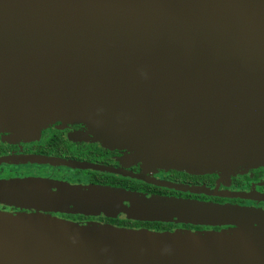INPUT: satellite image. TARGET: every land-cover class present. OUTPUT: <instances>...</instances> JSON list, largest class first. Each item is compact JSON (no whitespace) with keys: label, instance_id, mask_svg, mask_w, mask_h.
<instances>
[{"label":"water","instance_id":"1","mask_svg":"<svg viewBox=\"0 0 264 264\" xmlns=\"http://www.w3.org/2000/svg\"><path fill=\"white\" fill-rule=\"evenodd\" d=\"M58 122L124 151L125 169L25 159L264 200L148 176L231 179L264 167V0H0V134L27 143ZM0 202L37 211L0 212V264H264V211L254 208L99 185ZM41 211L233 228L157 231Z\"/></svg>","mask_w":264,"mask_h":264},{"label":"flooded vegetation","instance_id":"2","mask_svg":"<svg viewBox=\"0 0 264 264\" xmlns=\"http://www.w3.org/2000/svg\"><path fill=\"white\" fill-rule=\"evenodd\" d=\"M8 134H0V198H50L51 195H60L69 192L70 189L81 188L90 185L99 186H111L103 183H96L95 174H105L106 176H116L122 178H129L131 180L141 181L135 178L123 176L120 174L107 173L95 169H86L73 167L63 164L55 163H38L32 162L29 159H25L32 155H41L48 157L62 158L66 160H74L79 162H88L100 166L113 167L116 169H125L123 163H121L125 157L124 151L109 150L103 147L100 143L92 142L87 135V129L82 125L68 124L65 125L58 122L48 129L42 131L39 139L31 142L13 143L7 140ZM63 142L64 144H57ZM52 145L58 147V152L53 151L50 148ZM46 152H50L47 154ZM20 157L21 159H16ZM16 159V160H15ZM127 170L136 174H141L142 169L140 166H131ZM159 174H163L160 176ZM148 176L155 177L160 180L168 181V173L159 171L158 173H148ZM195 176V175H192ZM215 176L212 181H205L193 186L202 187L206 186L212 190L229 191V192H242V193H257L264 195V167L250 170L243 174H237L230 180V184L225 186L223 184L218 185V175H204ZM200 176V177H204ZM34 180H47L50 183L49 187L33 189L31 185H27V181ZM19 182V183H17ZM143 182V181H141ZM174 184H180L172 182ZM19 185V186H16ZM23 185V186H22ZM18 187V188H17ZM113 187V186H111ZM121 188V187H115ZM125 189V188H124ZM50 196V197H49ZM176 198H202L200 201L211 202L218 204H233L247 208H254L264 211V200L257 198H238L218 195H206V194H184L173 196ZM214 199H217L215 202ZM0 212L8 214L16 213H35V209H21L14 206V204H6L0 202ZM60 219L67 221H73L78 223L87 222H105L106 219H129L124 213H119L115 217H107L101 213L98 216L85 215V214H70V213H52L43 212ZM81 217V218H79ZM77 218V219H76ZM136 221V220H131ZM142 222V221H136ZM114 225V224H113ZM176 225V224H175ZM116 226V225H115ZM230 229L233 227H199L191 225H176L172 230L176 229H188L193 232L198 231H221L222 229ZM139 229V228H136Z\"/></svg>","mask_w":264,"mask_h":264},{"label":"trees","instance_id":"3","mask_svg":"<svg viewBox=\"0 0 264 264\" xmlns=\"http://www.w3.org/2000/svg\"><path fill=\"white\" fill-rule=\"evenodd\" d=\"M59 144H64L63 142H59ZM56 145H52L50 148L53 149L51 153L53 152L54 154L55 151L58 152V147ZM49 154L50 152H46ZM169 177L168 180L171 182H177L180 184L184 185H189L193 186L195 184H199L201 182L205 181H210L212 182L215 179V176H192L190 174H187L185 172H177V171H169L167 172ZM95 182L96 183H103V184H108L113 187H121L125 188L127 190L131 191H137V192H142L147 195H160V196H177V195H184V194H191V193H185L181 191H177L174 189H170L167 187H161L157 186L154 184H149L146 182H141V181H136V180H131L129 178H122V177H116L113 175L106 176L105 174H95ZM213 184V182L211 183ZM185 199H196V200H201L202 198H185ZM215 202L217 199H214ZM214 202V201H211ZM81 218V217H79ZM77 219V218H76ZM105 222L114 224L119 227H128V228H149L151 230H157V231H167V230H172L176 227L175 224L172 223H161V222H136V221H131L127 219H106L103 218Z\"/></svg>","mask_w":264,"mask_h":264},{"label":"rangeland","instance_id":"4","mask_svg":"<svg viewBox=\"0 0 264 264\" xmlns=\"http://www.w3.org/2000/svg\"><path fill=\"white\" fill-rule=\"evenodd\" d=\"M121 163H124V160ZM154 173H158V172H154ZM159 175L163 176V174H159ZM218 179H219L218 182H217L218 185L219 184H223L225 186H228L230 184V180L232 179V177H231V179H224V178L218 176ZM35 213H37V212H35Z\"/></svg>","mask_w":264,"mask_h":264}]
</instances>
